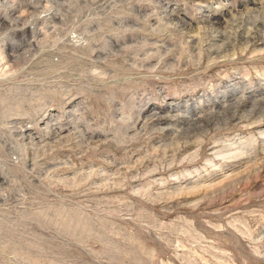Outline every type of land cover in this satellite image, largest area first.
Listing matches in <instances>:
<instances>
[{
  "label": "rangeland",
  "instance_id": "374dc122",
  "mask_svg": "<svg viewBox=\"0 0 264 264\" xmlns=\"http://www.w3.org/2000/svg\"><path fill=\"white\" fill-rule=\"evenodd\" d=\"M0 264H264V0H0Z\"/></svg>",
  "mask_w": 264,
  "mask_h": 264
}]
</instances>
